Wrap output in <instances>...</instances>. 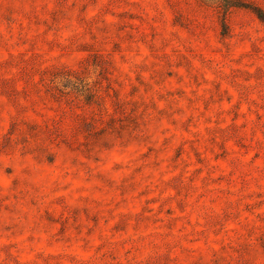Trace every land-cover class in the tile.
<instances>
[{"label":"rangeland","instance_id":"374dc122","mask_svg":"<svg viewBox=\"0 0 264 264\" xmlns=\"http://www.w3.org/2000/svg\"><path fill=\"white\" fill-rule=\"evenodd\" d=\"M0 264H264V0H0Z\"/></svg>","mask_w":264,"mask_h":264}]
</instances>
